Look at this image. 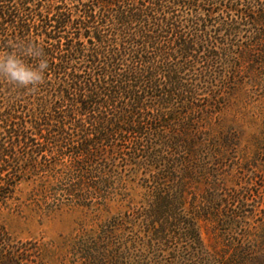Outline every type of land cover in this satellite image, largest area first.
<instances>
[{
  "label": "trees",
  "instance_id": "16d2710c",
  "mask_svg": "<svg viewBox=\"0 0 264 264\" xmlns=\"http://www.w3.org/2000/svg\"><path fill=\"white\" fill-rule=\"evenodd\" d=\"M20 41L48 68L34 88L0 77V217L22 183L49 209L136 184L140 204L74 237L69 264H264L259 188L219 182L235 139L212 126L241 76L264 74V0H0V52ZM45 259L0 223V264Z\"/></svg>",
  "mask_w": 264,
  "mask_h": 264
},
{
  "label": "rangeland",
  "instance_id": "374dc122",
  "mask_svg": "<svg viewBox=\"0 0 264 264\" xmlns=\"http://www.w3.org/2000/svg\"><path fill=\"white\" fill-rule=\"evenodd\" d=\"M238 81L227 104L212 120L214 134L230 132L235 139L232 148L215 154L218 161L214 167L219 169V182L229 188H240L248 183L249 186L256 185L264 203V74L261 75L259 69L249 71ZM39 184L22 183L16 192V200L10 203L12 209L3 211L0 223L19 240L37 241L48 264H69L68 250L74 237L84 231L96 230L113 215L139 205L144 193L136 184H129L127 192L130 196L126 198L116 196L112 200L99 201L100 204H95L97 200H94L95 205L89 207L70 203L49 209L42 201L29 199L31 191ZM49 184L53 185L52 178ZM257 214L256 219H264L260 210ZM261 223L252 220V226ZM200 225L205 246L212 252L220 251L223 241L219 231L207 222Z\"/></svg>",
  "mask_w": 264,
  "mask_h": 264
},
{
  "label": "clouds",
  "instance_id": "9594fccd",
  "mask_svg": "<svg viewBox=\"0 0 264 264\" xmlns=\"http://www.w3.org/2000/svg\"><path fill=\"white\" fill-rule=\"evenodd\" d=\"M11 48L0 52V77L22 89L38 86L48 68L42 49L31 41L13 42Z\"/></svg>",
  "mask_w": 264,
  "mask_h": 264
}]
</instances>
